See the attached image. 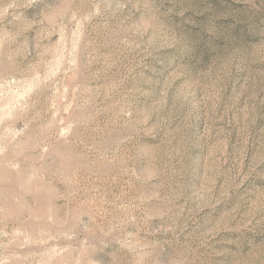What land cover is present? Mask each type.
Segmentation results:
<instances>
[{"label": "rangeland", "instance_id": "374dc122", "mask_svg": "<svg viewBox=\"0 0 264 264\" xmlns=\"http://www.w3.org/2000/svg\"><path fill=\"white\" fill-rule=\"evenodd\" d=\"M0 264H264V0H0Z\"/></svg>", "mask_w": 264, "mask_h": 264}]
</instances>
